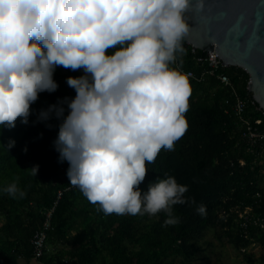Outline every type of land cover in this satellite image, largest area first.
Returning <instances> with one entry per match:
<instances>
[{"label":"clouds","instance_id":"9594fccd","mask_svg":"<svg viewBox=\"0 0 264 264\" xmlns=\"http://www.w3.org/2000/svg\"><path fill=\"white\" fill-rule=\"evenodd\" d=\"M205 6L206 0H0V126L15 128L17 118L28 125L39 94L58 90V66L82 69L66 79L75 97L37 117L62 119L53 145L59 162L69 164L70 185L106 214H170L171 206L189 202L188 186L174 176L147 191L140 185L146 165L187 131L190 85L169 65L184 51L186 14ZM14 146L10 140L8 149ZM38 170L28 171L36 177ZM5 191L24 195L15 183Z\"/></svg>","mask_w":264,"mask_h":264},{"label":"trees","instance_id":"16d2710c","mask_svg":"<svg viewBox=\"0 0 264 264\" xmlns=\"http://www.w3.org/2000/svg\"><path fill=\"white\" fill-rule=\"evenodd\" d=\"M182 46L183 53L178 52L169 67L198 76L206 65L196 59L205 53H193L184 40ZM220 73L229 78L236 95L247 101L245 117L252 124L260 121L255 127L264 133V112L247 91L248 75L236 67ZM83 74L82 69L58 66L54 74L58 90L39 94L30 105L28 125L17 118L15 128L0 126V264L30 262L31 240L43 231L49 212L43 264H192L203 251L201 241L207 232L218 242L226 240L244 262L255 264L246 251L255 244L264 250V167L258 165L264 158V143L251 148L241 139L230 90L211 77L203 82L188 80L187 131L172 150L161 149L156 160L146 165L149 171L140 185L143 191L158 179L174 176L178 184L188 186L185 196L189 202L171 206L170 214H106L70 185L69 164L59 162L53 142L62 119L53 116L37 122L41 110L75 97L66 79ZM10 140L15 146L8 149ZM36 165L35 177L28 170ZM13 183L24 193L22 197L5 191ZM201 206L203 212L198 211ZM247 207L253 215L244 228L237 208ZM169 219L175 223L166 224Z\"/></svg>","mask_w":264,"mask_h":264},{"label":"water","instance_id":"95a60500","mask_svg":"<svg viewBox=\"0 0 264 264\" xmlns=\"http://www.w3.org/2000/svg\"><path fill=\"white\" fill-rule=\"evenodd\" d=\"M184 38L193 50L214 52L225 67L244 71L247 91L264 112V0H206L203 12L186 14Z\"/></svg>","mask_w":264,"mask_h":264},{"label":"built area","instance_id":"2783aa9c","mask_svg":"<svg viewBox=\"0 0 264 264\" xmlns=\"http://www.w3.org/2000/svg\"><path fill=\"white\" fill-rule=\"evenodd\" d=\"M193 50L192 52L194 53ZM196 62L200 65H206V69L200 72L198 76H196L193 72L180 70L182 74L187 76L188 80H194L197 82H203L207 77L215 78L223 88L230 90V97L233 98L232 111L234 115L237 117L238 122L240 123V137L241 139L251 148L256 146H262L264 143V133L260 132L259 129L255 126L260 124V121H255L252 124L249 119L245 117V112L247 108V101L241 99L236 95L229 78L220 73L222 70H225L227 67L222 65L223 63L218 60L217 55L214 52L207 53V57L204 60H200V57L196 59ZM228 104V100L225 102ZM260 146V147H261ZM238 209V208H237ZM252 208H244L243 210L238 209L237 214L240 220H243V226L246 228L247 223H249L250 217H252ZM51 219V213H47L46 221L43 225V231L36 233L33 235L31 240L32 245V259L37 262H41V259L44 256L46 251V231L49 229V221Z\"/></svg>","mask_w":264,"mask_h":264},{"label":"rangeland","instance_id":"374dc122","mask_svg":"<svg viewBox=\"0 0 264 264\" xmlns=\"http://www.w3.org/2000/svg\"><path fill=\"white\" fill-rule=\"evenodd\" d=\"M258 165L264 167V158L258 161ZM262 187L264 190V168ZM209 244V245H208ZM203 251L195 255L192 264H248L244 262L242 255L236 252L226 240L218 242L212 232H207L201 241ZM246 254L255 264H264V250L257 244L250 246Z\"/></svg>","mask_w":264,"mask_h":264},{"label":"crops","instance_id":"0c3cea01","mask_svg":"<svg viewBox=\"0 0 264 264\" xmlns=\"http://www.w3.org/2000/svg\"><path fill=\"white\" fill-rule=\"evenodd\" d=\"M28 264H43L42 262H37L34 260H30V262Z\"/></svg>","mask_w":264,"mask_h":264}]
</instances>
